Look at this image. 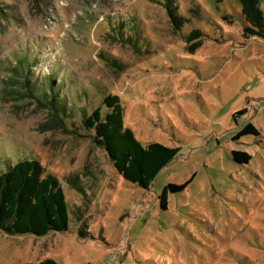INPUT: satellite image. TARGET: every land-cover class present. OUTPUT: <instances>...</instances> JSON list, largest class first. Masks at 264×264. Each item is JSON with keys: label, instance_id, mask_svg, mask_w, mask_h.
<instances>
[{"label": "rangeland", "instance_id": "obj_1", "mask_svg": "<svg viewBox=\"0 0 264 264\" xmlns=\"http://www.w3.org/2000/svg\"><path fill=\"white\" fill-rule=\"evenodd\" d=\"M0 4V172L39 160L69 213L66 231L0 229V264H264V39L239 0ZM107 95L142 145L179 147L146 189L85 124Z\"/></svg>", "mask_w": 264, "mask_h": 264}, {"label": "trees", "instance_id": "obj_2", "mask_svg": "<svg viewBox=\"0 0 264 264\" xmlns=\"http://www.w3.org/2000/svg\"><path fill=\"white\" fill-rule=\"evenodd\" d=\"M239 2L246 22L243 28L244 37L264 39V15L259 6L260 0H239ZM26 93L29 95L31 91L28 89ZM47 104L54 108L53 125H58L57 121L61 118L57 112L63 106L55 99L49 100ZM103 105L108 109L104 116L102 106H97L86 117V126L94 129L95 141L105 149L118 173L125 180L142 188H148L158 172L177 155L179 147H169L155 141L142 145L132 130L123 125L118 96H105ZM247 133L255 134L258 131L248 123L238 134ZM231 154L233 159L241 164L248 163L251 159L245 151H232ZM73 184L81 189L77 182ZM186 184L187 182L182 185H166L160 195L162 207L166 205L167 191H180ZM68 225V205L63 188L57 177L45 172L39 160L20 159L0 172L1 230L7 234L29 233L43 236L52 231H66ZM24 264H57V262L52 258H46L38 263Z\"/></svg>", "mask_w": 264, "mask_h": 264}]
</instances>
